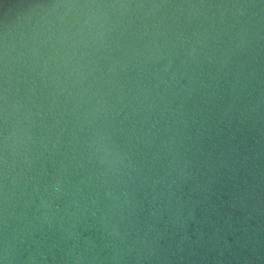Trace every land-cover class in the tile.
I'll use <instances>...</instances> for the list:
<instances>
[{
  "label": "water",
  "instance_id": "obj_1",
  "mask_svg": "<svg viewBox=\"0 0 264 264\" xmlns=\"http://www.w3.org/2000/svg\"><path fill=\"white\" fill-rule=\"evenodd\" d=\"M0 264H264V0H0Z\"/></svg>",
  "mask_w": 264,
  "mask_h": 264
}]
</instances>
